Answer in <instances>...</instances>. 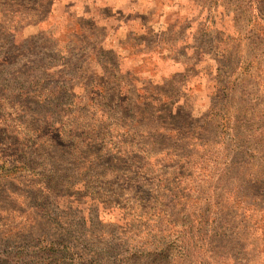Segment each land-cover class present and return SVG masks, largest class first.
I'll return each mask as SVG.
<instances>
[{
  "label": "rangeland",
  "instance_id": "374dc122",
  "mask_svg": "<svg viewBox=\"0 0 264 264\" xmlns=\"http://www.w3.org/2000/svg\"><path fill=\"white\" fill-rule=\"evenodd\" d=\"M52 3L0 0V264H264V0Z\"/></svg>",
  "mask_w": 264,
  "mask_h": 264
},
{
  "label": "crops",
  "instance_id": "0c3cea01",
  "mask_svg": "<svg viewBox=\"0 0 264 264\" xmlns=\"http://www.w3.org/2000/svg\"><path fill=\"white\" fill-rule=\"evenodd\" d=\"M138 1L140 0H53L49 17L53 22L60 16L64 18L68 15L90 18L94 23L105 26L114 24L115 34L119 30L128 33L131 31L128 24L133 22L130 14H140L135 8ZM100 9H106L108 13L101 15Z\"/></svg>",
  "mask_w": 264,
  "mask_h": 264
}]
</instances>
